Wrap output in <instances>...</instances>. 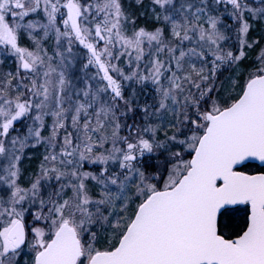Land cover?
<instances>
[{
    "label": "snow or ice",
    "instance_id": "6c2138e0",
    "mask_svg": "<svg viewBox=\"0 0 264 264\" xmlns=\"http://www.w3.org/2000/svg\"><path fill=\"white\" fill-rule=\"evenodd\" d=\"M257 26L264 0H0V264H264Z\"/></svg>",
    "mask_w": 264,
    "mask_h": 264
},
{
    "label": "rangeland",
    "instance_id": "374dc122",
    "mask_svg": "<svg viewBox=\"0 0 264 264\" xmlns=\"http://www.w3.org/2000/svg\"><path fill=\"white\" fill-rule=\"evenodd\" d=\"M145 3H146V0H145ZM146 7H147V3L145 4V8ZM144 20H146V19H144ZM146 21H147V23H151V21H148V20H146ZM261 32L264 33V31L261 30L260 26H257L253 30V33L258 34V35ZM263 33H262V35H263ZM250 38H251V36H250ZM262 44H264V39H263V43ZM49 50L51 51V47H50ZM255 55H256L255 50H252L249 53V58L246 59L243 62L244 66L248 65L249 68L252 67L254 65V62H255ZM250 63H251V65H249ZM14 69H15V64L12 62L11 58L6 59L3 64H0V72H6V71H9V70H13L14 71ZM29 152L32 153V158L29 159L28 158V154H26L25 158L21 161V167L25 171V177H24L25 181L28 178V174L31 173V172H34L35 169L37 168V166L39 164L40 156H41L40 150H31L30 149Z\"/></svg>",
    "mask_w": 264,
    "mask_h": 264
},
{
    "label": "trees",
    "instance_id": "16d2710c",
    "mask_svg": "<svg viewBox=\"0 0 264 264\" xmlns=\"http://www.w3.org/2000/svg\"><path fill=\"white\" fill-rule=\"evenodd\" d=\"M146 3H147V0H146ZM145 3V4H146ZM138 23L141 25V26H146V27H152V23H147V21L146 20H144L143 18H141L139 21H138ZM262 33L263 32H261L259 35L258 34H255V33H253V31L251 32V34H250V36H251V38H260L261 39V44L263 43V39H264V33H263V35H262ZM255 53H256V50H255ZM249 65H251V63L249 64ZM246 67H248L249 68V66L248 65H246ZM74 71V74H76V75H79L80 73H79V64H77V66H76V68L73 70ZM255 168H257V165H255V164H252L247 170L248 171H250V172H254L255 170ZM240 218L238 217V220H239Z\"/></svg>",
    "mask_w": 264,
    "mask_h": 264
},
{
    "label": "flooded vegetation",
    "instance_id": "af4514ba",
    "mask_svg": "<svg viewBox=\"0 0 264 264\" xmlns=\"http://www.w3.org/2000/svg\"><path fill=\"white\" fill-rule=\"evenodd\" d=\"M255 165H257V168H255L254 170V172L253 173H255L256 171H258L259 170V168H258V164H255ZM245 171H248L247 169H245Z\"/></svg>",
    "mask_w": 264,
    "mask_h": 264
},
{
    "label": "water",
    "instance_id": "95a60500",
    "mask_svg": "<svg viewBox=\"0 0 264 264\" xmlns=\"http://www.w3.org/2000/svg\"><path fill=\"white\" fill-rule=\"evenodd\" d=\"M253 164H258V162H252Z\"/></svg>",
    "mask_w": 264,
    "mask_h": 264
}]
</instances>
